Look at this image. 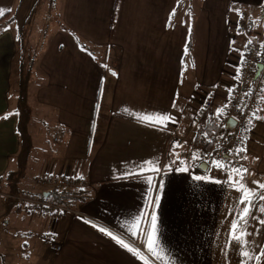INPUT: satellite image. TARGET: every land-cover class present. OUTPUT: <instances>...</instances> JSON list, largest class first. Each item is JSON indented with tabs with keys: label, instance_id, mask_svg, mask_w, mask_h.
<instances>
[{
	"label": "crops",
	"instance_id": "crops-1",
	"mask_svg": "<svg viewBox=\"0 0 264 264\" xmlns=\"http://www.w3.org/2000/svg\"><path fill=\"white\" fill-rule=\"evenodd\" d=\"M50 1L53 4L54 0ZM126 2L104 0L94 19L95 26L83 29L82 38L77 33H72L78 38V43L71 47L68 41H64L56 51L68 49L72 59L78 56L91 62L94 60L92 56H95L91 47L101 46L102 50L107 49L102 58L107 59L111 50L115 56L111 61L112 65H121L120 68H123L124 58L128 57L125 59L130 60L133 57L131 47L137 49L144 45L146 39L139 32L144 28L145 22L128 11ZM78 4L80 0H71L73 8ZM24 6V0H0V15L6 11L11 13L13 8L17 15V8ZM171 11L176 13L175 9ZM139 13H144V9L139 10ZM150 14L154 16L156 23L173 31L171 34L165 28L158 29L155 36L157 44L150 46L153 55L159 52V56L153 58L158 67L147 76L138 72L143 60L139 54L134 65L138 67L136 73L133 67L124 71L119 69L111 81L115 82V87L123 85L122 102L132 99V103H138L142 97L150 100L156 95L161 99L155 101L157 106L154 112L151 111L148 117L150 119L121 108L109 110L108 118L99 124L87 115L83 122L73 125L72 141H67L69 147L61 155L65 154L74 161L77 177L73 173V178L63 175L61 172H64V168L56 170L55 167H51L50 174L45 177L57 179L59 189L64 188L59 185L68 178L75 182L71 190L81 187L80 198L75 200L73 209L65 210L67 212L64 214L69 216L57 211L62 220L55 224L59 225V229L56 228L51 264H264V256H261L264 253V223H261L264 221V211L255 216L252 213V199L249 200V214L235 232L237 235L244 232L243 240L233 239V225H238L241 219L242 215L238 210L244 196H241L242 185L224 181L223 178L238 181L248 173L239 176L232 169H218L212 176L216 183L208 184L205 180L202 184L197 182L196 176L190 178V174L206 171L214 163L206 162L200 154L183 157L182 152L179 155L177 150V142L191 134L193 114L198 101L207 92H214V104L219 108L228 97L229 85L247 43H258L264 51V32L253 33L254 20L262 23L264 29V0H199L189 28L190 43L178 31L181 20H165L166 14L157 11L155 7L148 9V15ZM180 14L183 17L189 15L188 12ZM97 24L102 26L97 28ZM113 25L117 28L131 26L122 31L126 33L124 42L114 41L106 35L109 29H113ZM235 32L243 33L245 39L236 40ZM163 39L168 45L161 46ZM167 51L173 58L165 57ZM16 52L15 35L7 25L0 34V176L7 170H12L14 159L21 153L17 115L11 108L10 92L13 67L17 64L14 61ZM185 56L189 62L183 64ZM63 70L61 68L57 74L61 79L53 81V76L49 75L51 81L40 89V101L62 99L68 90L72 91V87L62 80ZM173 75L177 76L175 84L185 76L182 85L171 87L173 90L170 91L167 86H164L166 89L159 86L161 77L170 82L168 76L171 78ZM70 80L72 81L69 76L68 82ZM98 84L100 93L103 79L98 80ZM262 96L264 91L259 96L258 104L262 101ZM260 108L259 111L254 110L252 117H249V129L241 148L246 166L242 171L249 168L257 178L264 177V156L257 152L256 162L250 160L253 155L248 153L247 146L248 142L255 141L249 138L253 134L256 138L264 137L254 128L257 114L260 116L264 112L262 105ZM58 109H61V105ZM63 109V114L72 112L70 106ZM8 112L10 113L5 115ZM162 116H169L172 120L157 122ZM67 120L70 119H60V123H65L62 128L68 124ZM179 129L182 131H175ZM183 130L186 133L182 134ZM53 140L57 142L59 138L55 137ZM187 159L194 160L197 165L193 166L191 163L184 168L183 165H176ZM202 162L207 164L205 170L199 168ZM252 165L254 166L251 167ZM70 169L69 166L68 174ZM181 169H186L183 172L188 174L189 183L178 177L177 172ZM50 186L49 190L54 187ZM45 193L47 195L48 192L43 191L41 196L36 197L43 196L46 199ZM29 197L30 195H26L20 198L25 203L24 207L28 203L25 198ZM46 200L52 201L51 198ZM3 207L11 213L9 203L7 205L4 202ZM21 208L18 205L17 209ZM2 215L5 213H0ZM153 215L156 216L155 228L151 221ZM101 228L105 231H100ZM108 232L135 251L123 247L116 239L107 235ZM50 235H54L53 232ZM57 245H60L59 249L56 248ZM245 251L250 257L260 258L247 257L245 260L242 255Z\"/></svg>",
	"mask_w": 264,
	"mask_h": 264
},
{
	"label": "rangeland",
	"instance_id": "rangeland-1",
	"mask_svg": "<svg viewBox=\"0 0 264 264\" xmlns=\"http://www.w3.org/2000/svg\"><path fill=\"white\" fill-rule=\"evenodd\" d=\"M126 1L125 7L128 11L132 12L139 20L145 22L144 28L140 29L139 32L141 31L146 39L144 45L137 47L138 50L131 47L133 57L130 60L125 59L128 57L124 58L125 63L123 64V68H120L121 65H112L111 61L115 56L112 55L111 50L108 53L107 59H102L104 50L101 49V46H97L96 48L91 47L92 53L96 57L91 62L95 64L78 56L76 59H72L71 52L68 49H62L61 52L56 51L58 45L64 43V41H68L71 47L78 43V38L72 33H77V36H81L82 38L81 31L83 29L95 26L94 19L104 0H80V4L74 8L71 5V0H54L53 4H51L50 0H24L26 6L17 8L19 11L17 15V11L14 8L11 10L12 18L9 20V24H6L12 29L17 45V52L14 58L17 64L13 67L11 76V108L12 110L14 109L13 112L16 113L19 119V135L21 143L25 147L14 159L11 170V172L13 171L11 174L12 178L4 176L2 181L4 183L0 186V213H5V215L0 216V264H51L50 260L54 255L52 251L53 243L56 241L55 234L59 229V225L56 226L55 224L58 220H62V217L47 207L36 206L31 202L27 203V207H24L25 203L20 198L30 195L28 199H31L41 196L43 191L48 192L51 186L41 185L40 180L50 174L51 167H55L56 170L64 168V172H61V174L73 178V174L77 172L74 161L65 154L61 155L62 153H66L65 149L69 147L67 141H72L71 133L73 131L71 128L73 125L76 126L77 123L83 122L87 115H90L93 122L95 121L96 124H99V122H104L108 118L110 114L109 110L121 108H126L131 113H136L139 116L150 119L148 117H150L151 111L154 112L157 106L155 101L161 99L158 95L150 100L147 97H142L138 103L135 101L132 103V99L122 102L121 98L123 96L121 95V90H123V85L115 87V82L111 81L115 78L112 76L119 69L124 71L133 67L135 68L134 73H136V68L138 67L134 65L139 54L142 55L143 60L138 72L147 76L149 72L155 70V67H158L153 62V58L158 57L159 52L153 55L150 46L157 44L155 36L158 34V29L165 28L171 34H173V31L161 26L160 23H156L154 16L148 15V9L155 7L157 11H163L166 14L165 20H181V27L178 28V31L190 43L189 28L191 21L195 17L199 0ZM141 9H144V13H139ZM171 9H175L176 13L172 12ZM180 12H188L189 15L188 17H183ZM170 13L172 14L170 15ZM97 25V28L102 26L101 24ZM111 28L113 29H109L106 35L114 41L124 42L126 33L122 31L131 28V26L117 28L113 25ZM262 28V23L254 20L253 33L264 32ZM176 33L180 34L177 31ZM235 35L237 36L236 40L241 39L243 41L245 39L243 38V33L235 32ZM180 41L179 39L178 42ZM164 45H168L165 39L161 42V46ZM242 45L243 43H241V47ZM165 57L170 58L172 54H168L167 51ZM119 58L121 59V57ZM182 61L183 64L189 62L186 56ZM61 68H64L61 71V74L64 76L62 80L65 84L67 83L72 87V91L68 90V93L62 99H50L48 102L40 101V89H43L44 84L51 81L48 78L50 74L53 76V81L61 79L57 75ZM157 73H159V68ZM69 76L72 81L68 82ZM176 77V75H173L171 78L168 76L170 82L161 77V80L158 81L159 86L163 89H166L164 86H167L169 91L173 90L171 87L182 85L185 79V76H182L179 82L175 84ZM262 77L264 78V70L259 75L257 82L262 83ZM100 79H103V84L99 93L98 80ZM188 79L186 80V84L188 83ZM17 83L18 85H15ZM114 91L117 92L115 97ZM74 92H76V95ZM59 105H61V109H58ZM261 105L264 109V96H262V101L259 102L255 110H261ZM67 106H70L72 112L63 114L62 108L65 109ZM260 114V116L259 114L256 116L254 128L264 135V112ZM66 117L70 120H67L68 124L65 128H62L65 123L62 124L59 121L62 118L66 119ZM175 131L181 132L182 130ZM184 133H186L185 130H183L182 134ZM247 135L249 136L250 133ZM55 137L59 138V141L55 142L53 140ZM249 138L255 140L254 142H248L247 148L249 149L248 153L253 155L250 160L256 162V158L258 157L257 152H261L260 155L263 154L264 156V137L256 138L253 134ZM185 147L187 148V146ZM176 158L179 159L178 154H176ZM247 160L246 157L245 161L247 162ZM191 163L193 166L197 165L191 159L177 162L176 165H183L184 168ZM250 163L253 164V162ZM69 166L71 167V172L68 174ZM224 168L216 164H210L208 170L197 172L196 175L190 174V178L196 176L201 178L197 179V182L203 184L206 180L208 184H214L216 182L212 179V176L217 173L218 169ZM225 169L231 170L230 168ZM246 170L244 172L231 170L239 176L248 173L244 179H239L240 181L226 177L223 179L224 181L229 180L242 185L244 189L241 191V196H245V190H247L249 200L252 199L251 201L253 202L252 213L255 216H259L264 206V200L258 199L261 195H264V189L260 188L259 185L264 184V177L257 178L249 168ZM77 175L75 174V177ZM177 175L179 178L186 180L184 181L185 183H189L187 182L189 181L187 173L180 171L177 172ZM60 186H64L67 190H71L73 187L66 186L63 183ZM50 198L52 199V196H48L46 199ZM75 200L60 202V213H66L67 211L65 210L67 209L71 211ZM249 200L240 205V209L238 210L240 215H242L246 206L249 207L251 205L249 204ZM4 202L7 205L9 203L11 213L7 212L3 207ZM18 205L22 206L20 210L17 209ZM250 208L251 206L249 210ZM64 215L66 217L69 216L67 214ZM51 232L54 235H50ZM244 259L247 260L248 258L244 257Z\"/></svg>",
	"mask_w": 264,
	"mask_h": 264
},
{
	"label": "built area",
	"instance_id": "built-area-1",
	"mask_svg": "<svg viewBox=\"0 0 264 264\" xmlns=\"http://www.w3.org/2000/svg\"><path fill=\"white\" fill-rule=\"evenodd\" d=\"M246 26L243 25V28ZM261 46L258 43L251 42L246 48L245 58L241 65H239L238 71L234 78L235 84L231 86L228 93L227 100L222 112H219L213 106V98L211 95H205L201 106L197 110L196 117L198 120L203 119L202 126L199 133L203 136L202 140H209L211 146L197 147L193 146L191 151H197L208 162H212L216 165L230 168L232 170L243 169L242 161L239 155V148L241 144V138L244 131L247 128L249 117L253 114L262 88V83L257 82L256 85L247 89L250 77L256 72L257 65L261 63L259 59V53ZM262 71L264 70V63ZM255 76V75H254ZM255 78V77H254ZM233 82V83H234ZM220 110V109H219ZM229 119L234 120L233 127L225 134L209 135L205 131L206 124H214L219 128H224ZM186 138H181L183 140ZM190 152L182 151L183 157H189ZM41 185H58L57 179L50 180L49 178H43L40 180ZM62 183L66 186H74L75 182L72 179H65ZM27 202H31L36 206L47 207L53 211L61 210V207L56 203L50 202L43 197L25 198ZM60 248L59 245L56 246Z\"/></svg>",
	"mask_w": 264,
	"mask_h": 264
},
{
	"label": "trees",
	"instance_id": "trees-1",
	"mask_svg": "<svg viewBox=\"0 0 264 264\" xmlns=\"http://www.w3.org/2000/svg\"><path fill=\"white\" fill-rule=\"evenodd\" d=\"M12 18V15H11V13L9 12V11H6V12H4L3 14H1L0 15V34L6 29V27H7V25L9 24L8 22H9V20ZM6 23H8V24H6ZM250 30V29H249ZM248 45L247 46H249L250 44H251V42L250 43H247ZM247 46L245 47V49L243 50V52H242V56H240V61H239V63L237 64V70H236V72L238 71V68H239V65H241V63L243 62V59L245 58V54H246V48H247ZM106 52H107V49L105 50L104 49V54L106 55ZM93 57V59H95L96 57L95 56H92ZM259 59H260V61L262 62V63H264V51H263V49L261 48V51H260V53H259ZM103 59V58H102ZM104 59H106V58H104ZM236 72L233 74V77H232V84H233V81H234V78H235V74H236ZM256 73V72H255ZM255 73L250 77V81L248 82V88L247 89H249V88H251V87H253L254 85H256V83H257V79H258V77H259V75H261V74H259L256 78H254V75H255ZM263 78V77H262ZM232 84L231 85H229V90H228V93H229V91H230V89H231V86H232ZM264 91V78H263V82H262V88H261V92H260V94H262V92ZM211 95V97L213 98V107L214 108H216L217 106H215V104H214V98H215V93L214 92H211V93H209V92H207V94L206 95ZM203 99H204V96L198 101V104H197V106L195 107V110H194V114H193V126H192V131H191V134L189 135H187L188 137L186 138V139H183V140H179L178 142H177V150L179 151V152H182V151H187V152H190L191 154H198V152L197 151H191V149L193 148V146H197V147H203V146H206V147H210L211 146V143L209 142V140H202L203 139V136L199 133V130H200V128H201V126H202V123H203V119H200V120H198L197 119V117H196V114H197V110H198V108L201 106V104H202V101H203ZM226 100H227V97L224 99V101L222 102V105L219 107V108H216L217 110H219V109H221L223 106H224V104H225V102H226ZM10 112H8V113H6L5 115H8ZM13 113H15V112H13ZM16 114V113H15ZM253 115V114H252ZM252 115H251V117H252ZM3 116V115H2ZM249 127V121H248V125H247V128H246V130L244 131V134H243V136H242V138H241V144H240V148H239V155H240V159H241V161H242V165L244 166V164H245V162H244V157H243V155H242V150H241V148H242V141H243V139H244V136H245V133H246V131H248V128ZM19 128H20V125H19V119H18V117H17V132H18V134H19ZM205 131L209 134V135H219L220 133H223V134H225V133H227L225 130H224V128H219V127H217V126H215L214 124H206V127H205ZM20 136V135H19ZM21 142V141H20ZM185 146H187V148L185 147ZM24 145H23V143H21V151L24 149ZM206 160V159H205ZM206 162H207V160H206ZM237 172H243L242 171V169L241 170H236ZM11 174H12V172L10 171V170H7L4 174H2L1 176H0V186L4 183H2V181H3V177L4 176H7V178H12L11 177ZM78 188H80V189H75V190H67L65 187L64 188H62V189H59L58 188V185L57 186H54L51 190H49L48 191V193H47V195H46V198H48V196L50 197V196H52V201L54 202V203H56V204H58V203H60V202H69V201H71V200H73V199H78V198H80L79 197V193H80V191H81V187H78ZM80 190V191H79ZM55 213H57V211L55 212ZM246 218V216L243 218V219H245ZM243 219H240L239 220V224H238V228L235 230V232H237L239 229H240V227H241V225H242V223H243Z\"/></svg>",
	"mask_w": 264,
	"mask_h": 264
},
{
	"label": "snow or ice",
	"instance_id": "snow-or-ice-1",
	"mask_svg": "<svg viewBox=\"0 0 264 264\" xmlns=\"http://www.w3.org/2000/svg\"><path fill=\"white\" fill-rule=\"evenodd\" d=\"M219 112H222L223 109H220L218 110ZM172 118L169 117V116H162L159 118V120L157 122L159 123H164V122H167V121H171ZM174 122V121H172ZM186 169H181V171H185ZM143 171V169H141V172ZM244 171H247L246 169ZM131 175V174H129ZM197 179H201L200 177H197ZM260 188L264 189V184H261L259 185ZM242 190H243V186H241ZM260 199L261 200H264V195H261L260 196ZM249 200V194L247 192V190H245V196H244V200L242 201V203H246L247 201ZM261 211H264V208L261 209ZM249 214V207L246 206L243 210V213H242V216H241V219H243L245 216H247ZM151 221H152V226L153 228H155L156 226V216L153 215L151 217ZM261 223H264V221H261ZM238 228V225L237 224H234L233 225V239L236 240V241H241L243 240V237L245 235L244 232H240L238 235L235 234V230ZM100 231L104 232L105 229L101 228ZM107 235L111 236L113 239H116L118 243H120L123 247L125 248H128L130 251H135V249H132L129 247V245L127 243H125L123 240L121 239H118L117 237L113 236V234L111 232H108ZM149 245L151 246V237L149 238ZM242 255L244 257H248L249 259H259L260 257H250L249 256V253L247 251L243 252ZM261 256H264V253H261Z\"/></svg>",
	"mask_w": 264,
	"mask_h": 264
},
{
	"label": "water",
	"instance_id": "water-1",
	"mask_svg": "<svg viewBox=\"0 0 264 264\" xmlns=\"http://www.w3.org/2000/svg\"><path fill=\"white\" fill-rule=\"evenodd\" d=\"M262 67H263V64H262V63H259V64L257 65V70H256V73H255V76H254L255 78L259 75V73H260ZM233 125H234V120L229 119V120L227 121V123H226L225 130H226V131H229V130L233 127ZM206 166H207V164H206L205 162H202V163H200L199 168H200L201 170H205V169H206ZM44 195L46 196V193H45Z\"/></svg>",
	"mask_w": 264,
	"mask_h": 264
}]
</instances>
